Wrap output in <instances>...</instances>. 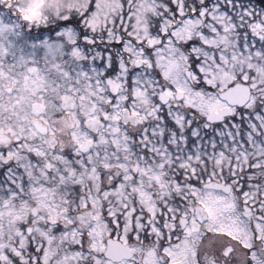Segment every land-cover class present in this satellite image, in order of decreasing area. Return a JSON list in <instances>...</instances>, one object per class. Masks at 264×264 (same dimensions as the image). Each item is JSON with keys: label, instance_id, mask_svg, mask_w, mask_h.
<instances>
[{"label": "snow or ice", "instance_id": "1", "mask_svg": "<svg viewBox=\"0 0 264 264\" xmlns=\"http://www.w3.org/2000/svg\"><path fill=\"white\" fill-rule=\"evenodd\" d=\"M0 264H264V0H0Z\"/></svg>", "mask_w": 264, "mask_h": 264}]
</instances>
